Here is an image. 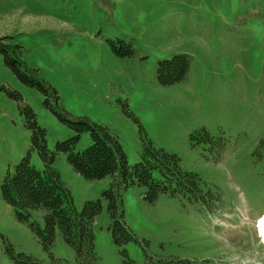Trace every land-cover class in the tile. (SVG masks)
<instances>
[{"label": "rangeland", "instance_id": "obj_1", "mask_svg": "<svg viewBox=\"0 0 264 264\" xmlns=\"http://www.w3.org/2000/svg\"><path fill=\"white\" fill-rule=\"evenodd\" d=\"M5 35L56 97L23 82L0 49V264H15L9 244L16 253L50 260L29 224L2 197L5 176L23 157L44 168L32 147L27 106L52 151L76 134L61 115L85 117L119 137L130 165L140 160L148 137L176 153L184 170L222 187L223 204L211 214L166 195L149 205L139 188L124 190V220L153 251L164 246L177 255L203 253L195 260L210 264H264L258 226L264 212V148L258 146L264 138V0H0V36ZM120 41L131 45L132 54L114 50ZM176 54L191 57L189 75L161 85L158 62ZM203 127L214 136V148L191 138ZM80 137L83 150L92 136L85 131ZM54 166L80 211L109 188L108 178L80 176L64 153ZM36 214L32 220L43 225ZM110 224L105 200L93 224L96 250L100 264H122ZM126 248L144 261L139 244ZM150 248L148 254L158 259L160 252ZM52 251L65 264L75 261L60 232Z\"/></svg>", "mask_w": 264, "mask_h": 264}, {"label": "trees", "instance_id": "obj_2", "mask_svg": "<svg viewBox=\"0 0 264 264\" xmlns=\"http://www.w3.org/2000/svg\"><path fill=\"white\" fill-rule=\"evenodd\" d=\"M8 38L10 37L7 35L0 36V49L6 64L23 82L41 88L47 95L52 92L56 97V91L32 75L24 62L20 61V46L10 43ZM120 45V48L114 46L117 53L132 54L131 45L123 41H120ZM191 67L192 59L188 54H176L171 59L158 62L157 79L164 86L180 83L186 80ZM26 110L29 126L33 130L32 147L38 150L44 168H36L30 156L23 157L14 171L5 176L1 185L2 197L15 210L17 219L29 224L50 260L44 261L24 252L16 253L14 246L9 244L7 252L15 264H65L64 259L52 251L58 232L65 244L73 249V264H100L93 224L103 212L105 200L108 201V216L111 221L109 230L114 244L119 248L122 264H210L205 260H195L200 259L203 253L199 256H185L167 252L164 246L160 253L148 247V242L140 240L124 220L122 192L135 186L142 190L146 204H156L162 195H166L184 208L211 214L219 211L223 204L225 193L221 186L209 183L196 172L184 170L182 159L176 153L157 147L148 137L142 140L140 160L130 165L119 137L108 127L85 117H72L65 113L61 115L76 134L58 142L56 150L52 151L47 144L46 130L38 125L36 114L29 106ZM85 131L91 133L92 142L87 148L79 150L80 135ZM191 138L212 148L216 143L214 136L205 127L196 130ZM225 146L226 142L222 147ZM258 146L264 148V138ZM223 148L222 152L225 150ZM58 153H64L72 169L84 179H109V188L103 190L101 197L86 201L81 211L75 204L71 190L63 181L61 172L54 166ZM34 212L37 213V218L43 220V225L36 219L32 220ZM131 242L142 247L143 262L130 255L126 245ZM149 248L160 254L158 259L153 260V254H148Z\"/></svg>", "mask_w": 264, "mask_h": 264}, {"label": "bare ground", "instance_id": "obj_3", "mask_svg": "<svg viewBox=\"0 0 264 264\" xmlns=\"http://www.w3.org/2000/svg\"><path fill=\"white\" fill-rule=\"evenodd\" d=\"M258 226H259V231L261 233L262 239L264 241V212L259 217Z\"/></svg>", "mask_w": 264, "mask_h": 264}]
</instances>
